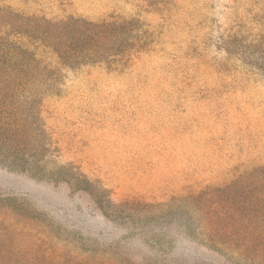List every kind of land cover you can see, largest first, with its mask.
Instances as JSON below:
<instances>
[{
    "label": "rangeland",
    "instance_id": "374dc122",
    "mask_svg": "<svg viewBox=\"0 0 264 264\" xmlns=\"http://www.w3.org/2000/svg\"><path fill=\"white\" fill-rule=\"evenodd\" d=\"M4 1L91 20L128 9L122 0ZM230 2L173 0L151 15L161 29L154 49L131 53L125 68L70 73L63 96L48 100L58 148L45 169L63 181L0 165L3 210L16 209L37 250L94 264H236L209 238L215 185L264 161V73L225 60L207 39V18L227 23ZM78 173L94 179L91 194L69 183Z\"/></svg>",
    "mask_w": 264,
    "mask_h": 264
},
{
    "label": "trees",
    "instance_id": "16d2710c",
    "mask_svg": "<svg viewBox=\"0 0 264 264\" xmlns=\"http://www.w3.org/2000/svg\"><path fill=\"white\" fill-rule=\"evenodd\" d=\"M172 1L122 0L128 6L123 13L113 9L91 20L29 14L0 0V165L62 182L58 169H45L58 148L45 114L48 100L63 96L70 73L98 64L125 68L131 53L154 49L161 29L151 15L171 9ZM230 1L223 5L227 23L207 18V39L225 60L264 73V0ZM68 180L91 194L87 185L94 179L86 174ZM226 180L215 185L218 227L209 238L230 249L236 264H264V161L238 166ZM3 207L0 200V264H94L81 262L74 251L58 261L53 252L37 250V240L24 236L21 221L12 217L16 209Z\"/></svg>",
    "mask_w": 264,
    "mask_h": 264
}]
</instances>
